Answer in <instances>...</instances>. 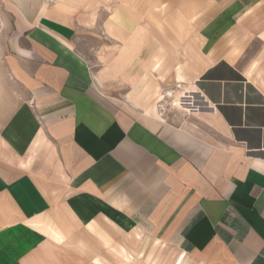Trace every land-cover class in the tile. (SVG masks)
Instances as JSON below:
<instances>
[{
  "label": "crops",
  "instance_id": "obj_1",
  "mask_svg": "<svg viewBox=\"0 0 264 264\" xmlns=\"http://www.w3.org/2000/svg\"><path fill=\"white\" fill-rule=\"evenodd\" d=\"M178 1L104 2L115 68L147 54L144 25ZM83 6L0 0V264H132L131 234L178 264H264V53L241 64L264 44V0H184L173 21L193 25L204 128L98 95L113 71L78 48L92 19L66 9Z\"/></svg>",
  "mask_w": 264,
  "mask_h": 264
},
{
  "label": "rangeland",
  "instance_id": "obj_2",
  "mask_svg": "<svg viewBox=\"0 0 264 264\" xmlns=\"http://www.w3.org/2000/svg\"><path fill=\"white\" fill-rule=\"evenodd\" d=\"M18 1L20 6L28 2L30 6H35V9L45 2L51 9L58 11V0ZM105 1L107 4L108 0H83L84 6L80 11L75 12V9L70 7L66 9L67 18L72 20L78 19L81 11H83L82 15L88 14L92 19L91 23H79L77 42L79 50L96 76H100L101 69L113 71L111 78L107 79L105 75L99 77L101 81L95 80L98 95L117 107L155 111L162 114L169 122L182 124L189 121L194 122L196 127L204 128L205 121L202 115L205 105L194 92V73L190 67L194 48L193 25L173 23L175 17L182 14L184 0H179L174 7L167 6L168 2H164L165 6L159 8L164 15L161 22L154 19L144 25L145 31L152 33V36L158 39L152 38L147 41L148 49L145 51L147 54L136 57L133 67L124 70L121 67H114L119 59L123 40L114 42L104 34L107 30L105 11L109 9ZM168 12L170 14L166 15ZM262 53H264L263 41L252 40L241 64L254 66ZM192 116L194 118H191ZM125 238L132 240L130 252L135 258L132 264H173L177 259L178 253L174 248L162 246L151 236L139 237L137 234H131Z\"/></svg>",
  "mask_w": 264,
  "mask_h": 264
}]
</instances>
